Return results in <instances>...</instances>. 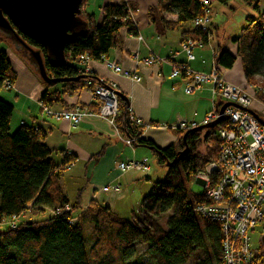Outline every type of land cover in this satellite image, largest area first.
<instances>
[{
    "label": "trees",
    "instance_id": "obj_1",
    "mask_svg": "<svg viewBox=\"0 0 264 264\" xmlns=\"http://www.w3.org/2000/svg\"><path fill=\"white\" fill-rule=\"evenodd\" d=\"M202 1L157 0V6L150 7L147 14L151 17L157 10L158 22L166 29L187 25L181 34L182 41L191 38L207 43L210 30L192 28L191 21L202 16L213 1L226 5L229 0H206L209 1L207 6ZM86 2L82 0V5ZM242 2L257 12V18L248 17L247 25L232 39L235 56L218 48L214 64L220 72L230 69L239 58L247 84L261 76L259 85L263 92L255 96L264 103V12H259V0ZM100 10L99 24L93 14L82 12V18L88 23L87 31L66 43L64 65H54L42 47L25 39L41 52L49 77H83L78 82L46 85L28 66L44 89L39 102L48 107H67L65 96L74 88H85V80L104 83L93 74L78 73L83 70L80 56L100 60L111 49L121 48L119 31L123 28L136 35L134 9L129 0L128 5L119 0L101 6ZM163 13L174 14L176 20L167 21ZM16 79L6 53L0 51V92L5 81L14 84ZM13 111L14 107L0 98V224H6V229L0 232V264H220V227L193 212L194 206L206 202V198L203 191L194 193L189 187L196 171L215 160L220 150L221 144L212 137L211 130H176L175 143L159 149L151 141L142 139L143 129L129 120L128 107L121 102L120 114L115 120L117 130L131 139L134 146L151 149L157 163L165 167L167 173L142 198L138 210L127 218H120L94 200L83 206L84 187L70 202L63 179L64 172L73 167L70 166L75 162L74 155L49 148L47 131L39 124L22 121L12 132ZM185 133L188 152L178 158L177 153L184 149L182 136ZM101 154L102 151L97 156ZM166 163L171 166L166 167ZM46 210L50 214L43 220L21 221L27 213L39 214ZM167 213L170 214L160 223L159 219ZM86 222L93 235L88 251L84 239ZM137 243L146 246L144 257L136 255Z\"/></svg>",
    "mask_w": 264,
    "mask_h": 264
},
{
    "label": "crops",
    "instance_id": "obj_2",
    "mask_svg": "<svg viewBox=\"0 0 264 264\" xmlns=\"http://www.w3.org/2000/svg\"><path fill=\"white\" fill-rule=\"evenodd\" d=\"M87 8L88 3L86 2L82 6V12L92 14ZM259 12H264V0H259ZM154 15L155 12L151 17L147 14V19L140 21V23H137L132 15L136 27V35L130 34L126 28L121 29L119 31L121 48L111 49L103 60H91L87 66L90 73L97 76L100 80L116 85L118 92L126 98L127 107L131 111L132 116L146 126L143 129L142 139L151 141L159 149H165L173 145L177 137L175 131L163 129L161 126L170 127L180 120L201 122L209 112L207 108L211 103V97L209 99L210 91L207 87L198 91V93L186 95L183 92L185 80L182 78H170L172 66L184 62V55L180 51L179 45L182 42V31L188 27L182 28L181 26L171 30L166 29L160 25ZM164 15L167 14L163 13V17ZM169 16L170 18L166 19L167 21L174 22L176 20L174 14H169ZM175 31L176 33H173ZM139 37L140 39H138ZM203 48L195 49V51ZM195 51V60L188 63L189 68L197 72L209 71L211 65L214 64L216 52H213V61L208 66H205L206 63L196 57ZM4 52L12 70L17 75L14 87L11 89L12 92L0 93V98L14 107L10 120L11 131L17 130L22 121H26L31 125L39 124L47 131V138L52 136L57 139V143L54 144L53 141L47 143L46 138V144L49 148L66 150L74 155L73 171L77 168V163L82 162L83 178L85 180L84 185L80 187L85 189L82 195L83 206H86L90 200H94L107 206L116 214L117 205L121 207V204L124 205L127 200L131 202L132 200H142L152 189V186L151 188H149L150 186L146 188L149 183H138V180L140 178L146 180L147 176L152 172L151 169L147 174L132 172V177L130 176L128 178L130 180L126 182L123 180L125 174L121 175L117 171V165L120 161L141 160H145L148 165L150 156L155 157L153 151L145 147H137L136 145L127 146L124 143V139L127 137L123 136L119 131L117 133L113 127L101 119L84 118L75 132H70L67 123L64 121H55L56 123L52 124L53 122L46 121L44 117L41 118L44 115L38 102L44 90L42 85L29 70L28 65L9 46L4 48ZM152 55L160 59V61L152 65H144L142 61ZM105 62H113L122 69L134 73L140 77V82L135 83L114 73L105 65ZM219 73L221 75V70ZM69 93L68 96H65L67 107L54 106L50 107V109L63 111L80 104L88 105L91 101L90 93L85 88H74ZM76 96H79V98H76ZM259 103L264 107V103ZM250 110L259 117L257 112L251 107ZM15 112L17 113L15 114ZM261 121L264 122L262 119ZM65 135L70 140V142L68 140L67 144L62 141ZM91 141L93 143H90ZM87 149H91L90 152ZM100 151H102L101 156H97ZM76 172L73 174V178H76L80 171ZM109 183H116L123 187V190L119 193H113L114 202L103 199L102 197L104 196H101L102 194L98 191V186L103 184L106 186ZM89 189L90 193H88ZM85 197L88 199H86V202L83 201ZM73 200L74 198L72 200L69 199L70 202H73ZM130 206L129 204L124 206L126 207L124 215L118 217L127 218L132 212V210L127 212Z\"/></svg>",
    "mask_w": 264,
    "mask_h": 264
},
{
    "label": "built area",
    "instance_id": "obj_3",
    "mask_svg": "<svg viewBox=\"0 0 264 264\" xmlns=\"http://www.w3.org/2000/svg\"><path fill=\"white\" fill-rule=\"evenodd\" d=\"M122 1L128 5V0ZM202 4L207 6L209 1L203 0ZM209 13V10L205 9L202 16L191 21V27L207 32L210 24ZM203 46L204 42L200 39L183 40L179 48L184 55V62L172 66L170 78L185 80L183 92L186 95L207 87L212 103L210 111L201 122L180 120L170 127H161L173 131H188L207 125L219 117L223 118V121L211 130L212 137L221 144L216 159L203 169L197 170L193 176L206 198V202L194 206L193 212L219 225L220 264H257L258 258L251 250L249 232L253 231L257 225L264 223V210L261 208L264 202V127L249 111L256 100L255 94L263 90L258 83L237 86L226 82L215 64L211 65L207 72H197L189 68L188 63L195 60V49ZM79 60L83 70L78 73L91 74L87 66L91 60L86 55L80 56ZM158 61L160 59L152 55L142 62L144 65H152ZM105 65L114 73L135 83L141 80L139 76L122 69L113 62H105ZM84 86L91 96L88 105H76L67 110L53 111L50 107L38 102L42 114L57 121L66 122L69 129L77 128L84 118L101 119L118 133L115 120L120 114L121 101L116 85L85 80ZM13 87L14 84L9 81L4 82L5 90H11ZM218 101L222 102L218 103ZM226 102L239 108H227L223 114L219 115L221 105ZM128 116L135 126L142 129L146 127L132 116L129 109ZM124 143L129 147L133 146L131 139L125 138ZM149 170L150 167L145 160L120 161L117 165V171L121 175L128 172L147 174ZM120 191L121 187L116 183L101 188L103 193H119ZM10 226L14 227L13 223Z\"/></svg>",
    "mask_w": 264,
    "mask_h": 264
},
{
    "label": "rangeland",
    "instance_id": "obj_4",
    "mask_svg": "<svg viewBox=\"0 0 264 264\" xmlns=\"http://www.w3.org/2000/svg\"><path fill=\"white\" fill-rule=\"evenodd\" d=\"M118 1L119 0H88L87 1V3H88L87 9L89 12H91L95 16V21L97 24H99L101 19H102V12L100 10V8H101L100 6H103L105 4H110V3H117ZM209 1L212 2V0H209ZM101 4H103V5H101ZM129 4L134 9L132 15L134 16L136 22L140 23V21L142 22L144 19H147L146 15L149 12V8L157 6V0H129ZM208 10L210 12L209 13L210 14L209 30L211 32V35L209 36V39H208L209 43L205 48L195 51L196 57L199 60L200 59L204 60V62L206 63L205 66H208V64H210V62L213 61V55H214L213 52H216L218 48H220L222 50H226L228 52H231L235 56L236 46L232 42V39L237 38L239 36V34L241 33L242 28H244L247 25V18L248 17H253V18L257 17V12L255 10H253L252 8L245 6L243 4L242 0H229V2L226 5H222L216 1H213L211 3V5L208 6ZM166 14L167 15H164L165 19H169L170 18L169 13H166ZM154 18L157 20L159 18V14H158L157 10H155ZM185 27H188V26L186 25V26H183L182 28H185ZM173 33H176V31ZM177 35H179V34H177ZM8 46L12 49V47L7 43V41L0 39V51H4V48H6ZM221 76H222L223 80H225L226 82H228L230 84H234L237 86H245V85L247 86V83H245V79H244L243 74H242L241 62H240L239 58L235 59V62L230 69H221ZM261 80H262L261 76H257L256 78H254V80L252 82L260 83ZM10 92H12V91L11 90H5L3 88L0 93L3 94V93H10ZM208 96L210 99V93ZM76 98H79V96H76ZM218 102H222V101H218ZM210 109H211V103L208 105L207 110L210 111ZM251 109H253L255 112H257L260 119L264 120V107H262V105L258 102L257 99L254 100V102L252 103ZM16 113L17 112H15V114ZM42 117H44V119L50 123L53 122L52 124H55L56 123L55 121H57V120L50 118V117H47V116H41V118ZM77 128L70 129L69 131L75 132V130ZM68 140H69V138L66 135L62 139L64 144L65 143L67 144ZM52 141L54 142V144L57 143L56 138H53L52 136L47 138V143L52 142ZM69 142H70V140H69ZM90 143H93V141H91ZM90 150L91 149H87V151H89V152H90ZM81 163L82 162L77 163L78 166L76 169H74V171L71 168V169H68L64 172V179H63L64 185H65L64 191L70 200H72L74 198L75 192L81 186H83L85 183V180L83 178L84 170H83V165ZM148 165L152 171L151 174L149 176H147L146 180L144 178H140L138 180V183H141V182L144 184L149 183L146 188H148L149 186H150L149 188H151V186L153 187L156 184V182L162 181L164 179V177L167 173V170L165 167L160 166L157 163V159L153 156H150L149 161H148ZM78 170L80 172H78ZM76 171L79 173V175H77L76 178H73L74 177L73 174H75ZM131 174H132V172H128V174L125 173V175L123 176V180L126 182L128 180H130L128 178L130 176L132 177ZM142 174H144V173H142ZM109 185H111V183H109ZM103 186H105V185L103 184V185L98 186L99 193L102 194L101 196H104L102 198L106 199L107 201L109 200V202H114L115 200L113 198V193L101 192V188ZM189 187H190L191 191L194 193H201L202 192V188L199 187L198 184L194 181V177H193ZM122 190H123V187L121 186V191ZM88 193H90V189L88 190ZM134 195H135V193H134ZM115 196L117 197V195H115ZM86 199L87 198L85 197V199L83 201L86 202L88 200V199L87 200ZM140 200L141 199H139L138 201L132 200V202L127 200L124 203V205L121 204V207H119V205H117L116 211H115L116 214H119L117 216H123L124 215L125 208H126L124 206H127V204L131 205L127 212H131V210L132 211L138 210ZM261 208H262V210H264V202H263V205ZM49 214H50V212L48 210H46L43 213H39V214L38 213L37 214L27 213L25 215V217H23L21 219V221H26V222L40 221V220L47 218ZM169 214L170 213L163 215L159 219V222L163 223L164 219ZM125 216L127 217V215H125ZM17 222H18V220L16 221V223ZM87 223L88 222H86L85 229H84V239H85L86 251H88L90 245L93 243V237H92L93 235H91L92 234L91 233V227ZM5 229H6V224H4V223L0 224V232H3ZM263 230H264V223L257 225L253 231L249 232V242H250L251 250H252L254 256L258 258L257 264H264V249L260 244V236H261ZM135 250H136V255L138 257H144L145 251H146V246L141 244V243H137L135 246Z\"/></svg>",
    "mask_w": 264,
    "mask_h": 264
},
{
    "label": "water",
    "instance_id": "obj_5",
    "mask_svg": "<svg viewBox=\"0 0 264 264\" xmlns=\"http://www.w3.org/2000/svg\"><path fill=\"white\" fill-rule=\"evenodd\" d=\"M88 23L82 18V0H0V38L12 47L13 51L35 72L41 82L46 85L78 82L83 77L55 79L46 73L42 54L29 45L28 39L42 47L47 57L56 66L65 64L64 47L66 43L83 35ZM121 102L127 105L126 98L118 93ZM228 107L239 108L231 103H223L219 115ZM264 127V122L249 111ZM223 121L222 117L196 130H212ZM182 136L184 149L177 153L182 157L188 152L185 137ZM176 161V160H175ZM171 163H166L170 167ZM260 244L264 249V230L260 236Z\"/></svg>",
    "mask_w": 264,
    "mask_h": 264
},
{
    "label": "bare ground",
    "instance_id": "obj_6",
    "mask_svg": "<svg viewBox=\"0 0 264 264\" xmlns=\"http://www.w3.org/2000/svg\"><path fill=\"white\" fill-rule=\"evenodd\" d=\"M200 40H201V39H200ZM206 44H208V43H204V46H205ZM204 46H203V47H204ZM203 47H202V48H203ZM226 103H227V102H226ZM221 106H222V105H221ZM228 108H230V107H228ZM226 109H227V108H226ZM224 111H225V110H224ZM248 111H249V110H248ZM250 111H251V110H250ZM251 112H252V111H251ZM249 113H250V112H249ZM222 114H223V113H222ZM250 114H251V113H250ZM251 115H252V114H251ZM252 116H253V115H252Z\"/></svg>",
    "mask_w": 264,
    "mask_h": 264
}]
</instances>
